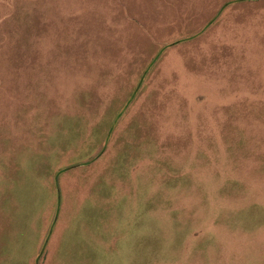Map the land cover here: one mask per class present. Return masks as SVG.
Instances as JSON below:
<instances>
[{
  "label": "rangeland",
  "instance_id": "rangeland-1",
  "mask_svg": "<svg viewBox=\"0 0 264 264\" xmlns=\"http://www.w3.org/2000/svg\"><path fill=\"white\" fill-rule=\"evenodd\" d=\"M45 239L264 264V0H0V253Z\"/></svg>",
  "mask_w": 264,
  "mask_h": 264
},
{
  "label": "crops",
  "instance_id": "crops-1",
  "mask_svg": "<svg viewBox=\"0 0 264 264\" xmlns=\"http://www.w3.org/2000/svg\"><path fill=\"white\" fill-rule=\"evenodd\" d=\"M236 3L235 1H232V2H229V3H226L222 10H225L227 9L228 7H230L232 4ZM221 10V11H222ZM170 47V45H165V47L163 49H161V51L157 54V56L152 60L150 66L153 67L157 61L159 60L160 56H162V53L167 50L168 48ZM149 66V67H150ZM148 67V68H149ZM150 67V68H151ZM150 72V70H146V72L144 73V76L142 77V79L140 80L138 86H137V90L138 88L140 87L141 85V82L143 81V79L146 77V75H148V73ZM143 84V83H142ZM142 86V85H141ZM137 90H135L134 94L137 92ZM133 94V95H134ZM132 95V97H133ZM131 97V100L132 99ZM130 100V101H131ZM65 171H63L64 173ZM62 172H59L57 177H56V184L58 186V178L60 176ZM60 207H61V196H60V193L58 195V200H57V209H56V216H55V220L59 214V211H60ZM55 225V224H54ZM54 225L52 228H54ZM50 232H52V229L50 230ZM51 235V234H50ZM18 237H22V236H18ZM46 244H47V240L45 239V241L43 240L39 246V254L34 258V264H42V261H43V258H44V254H45V247H46ZM31 245V242L27 241L26 243H21V240L17 241V247L19 248V250L23 251L20 253V255H16L13 257L12 254L10 255H7L6 253H0V264H28L30 262V253H33V250H34V247H35V243H34V246L25 253V250L22 249V248H28L29 246ZM33 245V244H32ZM28 246V247H27ZM37 246V245H36ZM36 252V251H35ZM30 264V263H29Z\"/></svg>",
  "mask_w": 264,
  "mask_h": 264
},
{
  "label": "trees",
  "instance_id": "trees-1",
  "mask_svg": "<svg viewBox=\"0 0 264 264\" xmlns=\"http://www.w3.org/2000/svg\"><path fill=\"white\" fill-rule=\"evenodd\" d=\"M135 96V94L133 95V97ZM133 97H132V99H133Z\"/></svg>",
  "mask_w": 264,
  "mask_h": 264
}]
</instances>
